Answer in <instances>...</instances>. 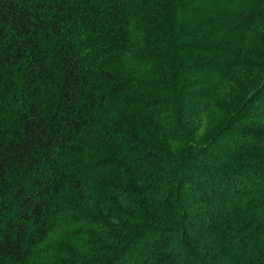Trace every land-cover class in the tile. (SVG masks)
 <instances>
[{"label":"trees","instance_id":"obj_1","mask_svg":"<svg viewBox=\"0 0 264 264\" xmlns=\"http://www.w3.org/2000/svg\"><path fill=\"white\" fill-rule=\"evenodd\" d=\"M68 226L45 262L264 264V0H0V264Z\"/></svg>","mask_w":264,"mask_h":264},{"label":"rangeland","instance_id":"obj_2","mask_svg":"<svg viewBox=\"0 0 264 264\" xmlns=\"http://www.w3.org/2000/svg\"><path fill=\"white\" fill-rule=\"evenodd\" d=\"M78 230V228H74L71 226L62 228L60 230H58L49 240V243H47V246L45 249H43V255L42 256V260L44 261L46 257H50L51 254L53 253V248H65L66 250H69L68 252L71 253H76L79 251V247H76L74 244H76V231ZM70 237L67 238V237ZM51 249V250H50ZM68 253L64 254V253H60L59 256L61 257H69ZM46 256V257H45ZM44 264H50V262H45Z\"/></svg>","mask_w":264,"mask_h":264}]
</instances>
